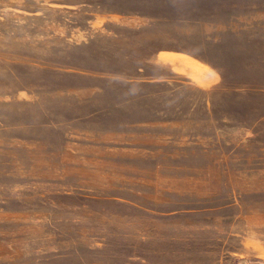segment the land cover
<instances>
[{
    "label": "rangeland",
    "instance_id": "374dc122",
    "mask_svg": "<svg viewBox=\"0 0 264 264\" xmlns=\"http://www.w3.org/2000/svg\"><path fill=\"white\" fill-rule=\"evenodd\" d=\"M0 264H264V0H0Z\"/></svg>",
    "mask_w": 264,
    "mask_h": 264
}]
</instances>
